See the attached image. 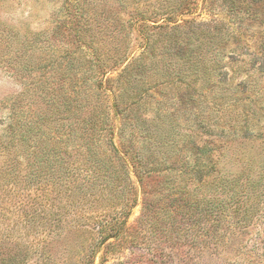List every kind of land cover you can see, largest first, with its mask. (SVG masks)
Masks as SVG:
<instances>
[{
	"label": "trees",
	"instance_id": "trees-1",
	"mask_svg": "<svg viewBox=\"0 0 264 264\" xmlns=\"http://www.w3.org/2000/svg\"><path fill=\"white\" fill-rule=\"evenodd\" d=\"M75 2L79 12H66L67 20L74 22L73 29L65 26L68 23L57 29L73 31L74 40L69 42L80 49L59 55L51 44L41 48L34 42L33 50L24 41L11 53L16 69L13 75L24 93L0 102V186L43 190L50 204L57 201L60 214L67 220L61 232L76 240H91L85 243L88 248L82 264H94L101 250L99 264H106L110 256L119 264H160L156 250H151L148 258L134 252L125 255L140 230L157 242L166 240L172 246L176 264H264V216H257L264 215V209L260 210V201H255L264 195V161L258 163L255 177L251 175L252 159L242 162L240 173L223 171L213 161V149L205 142L198 150L199 156L178 162L183 166L176 170L179 177L162 178L174 173L171 166L177 161L179 142L196 136L198 129L206 128L200 134L207 135L208 128L198 125L196 130L187 128L188 132L163 128L164 135L144 128L148 137L139 141H145L140 149L147 154L141 156L137 149L124 144L123 127L113 122V115H124L122 109L134 116L146 95L145 86L149 89L161 81L180 83L195 71L191 70L193 64L177 69L170 54L183 37L184 17L195 13L199 0H160L152 9L147 8L150 4L145 0H117L116 4H107V0ZM96 2H107L110 8L101 14L92 10L91 19L101 27L99 34L137 31L141 51L152 53L153 44L159 42L152 41L146 27L156 29L162 35L161 42H165L159 58L146 62L142 55L135 57L127 43L103 47L95 33H87L90 40L86 42L87 31L79 20L86 14L85 4ZM113 5L117 10L112 11ZM213 31L205 43L211 53L215 42L228 36L222 27ZM20 51L23 57H17ZM65 60L70 63L62 71L69 74L63 73L69 76L70 83L59 85V67ZM216 71L212 68L202 75H225L220 68L218 76ZM172 75H176L174 80ZM88 81L100 94L86 90ZM185 86L190 87L189 82ZM104 98L105 106L101 103ZM139 132L135 126L129 136ZM222 146L217 142L212 145L217 150ZM162 165L166 168L160 169ZM152 175L162 179L153 190L142 192L141 214L135 225L128 227L126 221L137 205L138 189ZM182 247L190 249V254H182Z\"/></svg>",
	"mask_w": 264,
	"mask_h": 264
},
{
	"label": "rangeland",
	"instance_id": "rangeland-1",
	"mask_svg": "<svg viewBox=\"0 0 264 264\" xmlns=\"http://www.w3.org/2000/svg\"><path fill=\"white\" fill-rule=\"evenodd\" d=\"M107 1H109L106 2L107 4L117 2V0ZM145 1L150 4L149 7L146 6L150 9L155 3L160 2V0ZM76 2L0 0V102L24 93L21 91L22 87L17 77L13 75L16 69H13L14 58L11 54L22 42L25 41L24 45L27 44L33 50L36 47L34 42H37V46L41 48L51 44L59 55L70 54V51L81 48L76 43H70L74 40L73 31L57 29L62 23H68L65 26L73 29L74 22L67 20L66 12L69 13L71 10L76 12ZM106 3L85 4L84 12L89 14L88 16L82 14L79 22L84 23L87 31L86 42L90 40L88 35L95 33L97 40L102 41L103 47L113 48L115 43L123 45L127 43L135 57L142 55L146 62L159 58L157 55L165 42H161L162 35H159L156 29L146 27L152 41L159 42L153 44L152 53L141 51L143 45L137 37V31L114 30L105 33L106 37L99 34L101 27L99 28L91 19L92 10L97 14L108 13L110 8ZM111 8L112 11L117 10V5ZM184 20L183 37L180 38L179 45L172 47L170 58L176 62L177 69L180 67L183 70L193 64L191 70L195 69V71L180 83L162 84L161 81L157 86L149 89L145 86L146 95L134 116L122 109L124 115L120 113L113 115V122L117 127H123L122 140L126 141L124 144L137 149V154L141 156L147 154L146 151H142L145 141H139L142 137H148L144 128L155 135H164L163 128L173 127L175 131L182 132H188L187 128L196 130L198 125L208 128L207 135L200 134L206 128L198 129L196 136L179 142L176 148L179 153L175 154L177 161L171 166L173 168L171 172L174 173L164 174L162 178L179 177L176 170H182L183 166L178 162L193 160L195 156H199L198 150L205 142L209 143L206 145L208 148L213 149L212 159L218 163V168L231 173H240L242 162H249V159H252L254 161L251 175L255 177L258 174V163L264 161V0H204V3L199 0L195 13L184 17ZM219 27H222L228 36L217 40L215 49L211 53L205 47V43L210 40L213 30ZM75 52L78 53V50ZM77 53L72 56L75 57ZM204 53L207 55L204 56ZM16 54L17 57H23L21 51ZM38 54V51L35 52V60ZM89 54L90 51L87 50L86 55ZM66 63L70 62L65 60L59 67L61 76L58 77L59 85L70 83L69 74L62 71ZM212 68H217L215 72L217 76L219 68L225 75L210 78L202 75ZM65 72L67 76L63 74ZM110 76L115 77L114 74ZM132 77L134 76L132 75L131 79ZM175 78L176 75L171 76L172 80ZM88 82L86 90L93 95L100 94L95 91L93 83ZM188 82L190 87L185 86ZM144 85L147 83L145 82ZM101 97L102 95L98 100ZM101 103L105 106L106 98ZM109 112L113 110L110 109ZM245 122L249 124L246 125ZM135 126L140 132L135 137H130L129 132ZM116 136L115 134L114 141L117 144L118 136ZM163 139L167 137L164 136ZM216 142L223 145L218 150L212 147ZM166 167L168 169L170 163ZM166 167L162 165L159 168ZM160 178L161 176L152 175V178L143 181L141 189H138L137 205L131 209L126 221L128 227L134 226L141 214L142 192L153 190L159 185L157 182ZM132 180L135 181L134 176ZM135 185L138 187L137 183ZM255 201H260L259 209L263 210L264 195ZM257 216L264 215L258 213ZM64 218L60 214L57 201H52L50 204L43 190L25 191L10 186H0V264H82L81 259L88 248L85 243L90 244L91 240H76L71 234H63L61 228L66 227L67 221ZM137 238L133 246H128L125 255L134 252L148 258L151 250H156L160 256V264H176L172 255V246L166 240L157 242L144 230L138 232ZM112 241L111 239L110 242ZM101 253L102 250L94 264H99L98 257ZM181 253L188 255L190 249L182 247ZM116 262L117 259L110 256L106 264Z\"/></svg>",
	"mask_w": 264,
	"mask_h": 264
}]
</instances>
